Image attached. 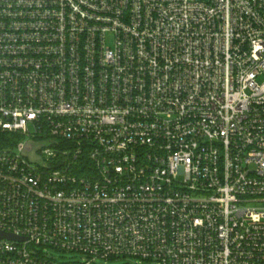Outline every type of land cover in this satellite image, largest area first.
I'll use <instances>...</instances> for the list:
<instances>
[{"label": "built area", "instance_id": "built-area-1", "mask_svg": "<svg viewBox=\"0 0 264 264\" xmlns=\"http://www.w3.org/2000/svg\"><path fill=\"white\" fill-rule=\"evenodd\" d=\"M261 204L264 0H0V264H264Z\"/></svg>", "mask_w": 264, "mask_h": 264}, {"label": "rangeland", "instance_id": "rangeland-1", "mask_svg": "<svg viewBox=\"0 0 264 264\" xmlns=\"http://www.w3.org/2000/svg\"><path fill=\"white\" fill-rule=\"evenodd\" d=\"M111 41L112 40L110 38L109 39L110 45H111ZM256 207H264V204L256 205ZM51 254H53L55 257H57L59 259H60L61 256L65 257L66 259H70L72 257L71 254L61 255L58 252H52ZM108 264H148V263L138 262V261H134V260H125V259H122V260L111 261Z\"/></svg>", "mask_w": 264, "mask_h": 264}, {"label": "trees", "instance_id": "trees-1", "mask_svg": "<svg viewBox=\"0 0 264 264\" xmlns=\"http://www.w3.org/2000/svg\"><path fill=\"white\" fill-rule=\"evenodd\" d=\"M15 139H17L15 136L4 134L2 136V144L4 146H8V145L12 144L13 142H15Z\"/></svg>", "mask_w": 264, "mask_h": 264}, {"label": "water", "instance_id": "water-1", "mask_svg": "<svg viewBox=\"0 0 264 264\" xmlns=\"http://www.w3.org/2000/svg\"><path fill=\"white\" fill-rule=\"evenodd\" d=\"M0 236H1V237H4V238H6V239H9V240H16L15 237L10 236V235H1V234H0Z\"/></svg>", "mask_w": 264, "mask_h": 264}]
</instances>
